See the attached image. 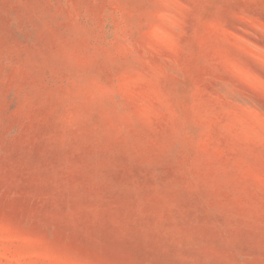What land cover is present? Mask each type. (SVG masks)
I'll list each match as a JSON object with an SVG mask.
<instances>
[{"label": "rangeland", "instance_id": "1", "mask_svg": "<svg viewBox=\"0 0 264 264\" xmlns=\"http://www.w3.org/2000/svg\"><path fill=\"white\" fill-rule=\"evenodd\" d=\"M0 264H264V0H0Z\"/></svg>", "mask_w": 264, "mask_h": 264}]
</instances>
